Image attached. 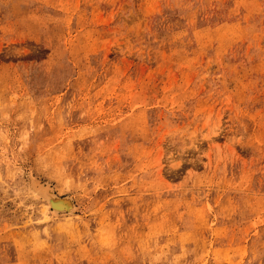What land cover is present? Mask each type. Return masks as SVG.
Listing matches in <instances>:
<instances>
[{"label":"rangeland","instance_id":"rangeland-1","mask_svg":"<svg viewBox=\"0 0 264 264\" xmlns=\"http://www.w3.org/2000/svg\"><path fill=\"white\" fill-rule=\"evenodd\" d=\"M0 264H264V0H0Z\"/></svg>","mask_w":264,"mask_h":264},{"label":"bare ground","instance_id":"bare-ground-1","mask_svg":"<svg viewBox=\"0 0 264 264\" xmlns=\"http://www.w3.org/2000/svg\"><path fill=\"white\" fill-rule=\"evenodd\" d=\"M36 185V184H35ZM42 189V190H41ZM40 190L43 192V193H47L48 194V189H44V188H41ZM40 192V191H39ZM53 190H52V195L49 193L48 194V197L51 199V201L53 202L52 204L55 206V207H53V206H51L49 203H46L44 200H43V202L45 203V205H46V209L53 215V216H55V217H59V216H61V215H64V214H62V212H64L62 209H64V208H69V209H71V213H70V215H66V216H71L74 212H75V210H76V208H75V206H74V204H73V202H72V200L70 199V198H67V199H62V198H59L58 196H55V195H53ZM50 195V196H49ZM37 199H39V200H41L39 197H37V195L35 196ZM48 198V199H49ZM49 199V200H50ZM50 202V201H49ZM56 208V211H53V212H51V208ZM53 209V210H54ZM69 214V213H68ZM65 216V215H64Z\"/></svg>","mask_w":264,"mask_h":264}]
</instances>
